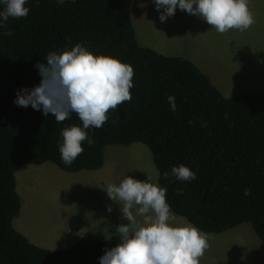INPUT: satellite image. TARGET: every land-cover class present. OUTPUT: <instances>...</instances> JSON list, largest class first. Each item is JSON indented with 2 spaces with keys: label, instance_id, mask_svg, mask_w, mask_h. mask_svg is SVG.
I'll return each mask as SVG.
<instances>
[{
  "label": "trees",
  "instance_id": "16d2710c",
  "mask_svg": "<svg viewBox=\"0 0 264 264\" xmlns=\"http://www.w3.org/2000/svg\"><path fill=\"white\" fill-rule=\"evenodd\" d=\"M25 7L27 17L9 18L0 28V264H99L104 250L118 243L93 239L50 250L15 228L22 211L17 173L46 163L70 174L98 171L105 166L108 146L136 143L151 150L159 186L166 188L175 215L207 234L250 224L264 243V96L227 98L190 60L141 46L123 0H64L63 5L27 0ZM77 43L133 66L134 86L130 102L110 111L101 128L87 130L95 143L89 147L85 141L83 154L65 166L60 133L68 126L82 127L78 116L72 113L58 123L51 114L18 107L14 100L18 90L39 85L35 65L46 62L49 52ZM169 96L175 97V112ZM180 165L197 178L176 180L171 169ZM245 189L251 194L245 196ZM84 226L80 217L70 219L72 232Z\"/></svg>",
  "mask_w": 264,
  "mask_h": 264
},
{
  "label": "rangeland",
  "instance_id": "374dc122",
  "mask_svg": "<svg viewBox=\"0 0 264 264\" xmlns=\"http://www.w3.org/2000/svg\"><path fill=\"white\" fill-rule=\"evenodd\" d=\"M250 1L255 24L246 31L230 30L224 34L179 8L162 23L152 0H125V4L132 10L130 17L141 46L190 60L225 97L235 98L244 93L264 96V0ZM105 155V166L94 172L70 174L53 163L19 170L22 211L14 220L15 228L31 238L50 241L51 250L67 249L84 239L119 244L116 229L127 221L119 202H113L104 190L127 176L159 185V172L151 150L144 144L111 145ZM108 206L112 207L111 213ZM72 216L85 221V227L74 233L67 225V239L62 237L60 222L68 223ZM208 235L209 248L200 264H264V243L250 224Z\"/></svg>",
  "mask_w": 264,
  "mask_h": 264
},
{
  "label": "clouds",
  "instance_id": "9594fccd",
  "mask_svg": "<svg viewBox=\"0 0 264 264\" xmlns=\"http://www.w3.org/2000/svg\"><path fill=\"white\" fill-rule=\"evenodd\" d=\"M152 2L162 23L174 16L177 8L199 17L220 34L246 31L256 22L249 8L250 0ZM26 3L27 0H0L4 5L0 11V28L6 27L9 18L27 17ZM57 3L63 5L64 0ZM4 35L11 36L12 32L6 31ZM45 60L35 65L41 76L39 85L18 90L14 103L23 108L31 106L45 117L51 114L58 123L69 119L72 113L78 116L82 127H65L60 133L62 143H58L61 161L71 166L83 154L85 141L89 147L95 143L87 130L101 128L108 121L110 111L131 101L134 68L112 56L93 54L82 43L70 50L49 52ZM168 102L175 112V97L169 96ZM164 176L168 179L169 173L165 172ZM171 176L182 182L197 178L184 165L172 167ZM104 191L113 202H119L127 223L117 227L120 243L105 249L99 264H200L209 248V235L191 223L174 226L176 216L167 202L166 188L149 179L141 181L127 176L119 184H108ZM250 194V189L244 190L245 196ZM107 210L111 213L112 207L108 206Z\"/></svg>",
  "mask_w": 264,
  "mask_h": 264
},
{
  "label": "crops",
  "instance_id": "0c3cea01",
  "mask_svg": "<svg viewBox=\"0 0 264 264\" xmlns=\"http://www.w3.org/2000/svg\"><path fill=\"white\" fill-rule=\"evenodd\" d=\"M251 2V1H250ZM123 5H124V7H125V9L127 10V12L129 13V15L131 16V12H132V10L130 9V7H129V5L127 4H125V0H123ZM154 49V48H153ZM155 50H157V49H155ZM159 53H161V54H164L165 55V53L162 51V50H157ZM166 56H169V53L168 54H166ZM185 59V58H184ZM188 60V59H187ZM245 94V93H244ZM247 94H249V93H247ZM250 94H256V93H250ZM241 95H243V94H240V96ZM260 95V94H259ZM238 97V96H237ZM107 161V160H106ZM106 164V163H105ZM87 177H89V176H87ZM176 216V220H175V222H174V226H184L186 223H189L186 219H184V218H182V217H180V216H177V215H175ZM72 217H74V216H72ZM72 217H70L69 218V220H68V223L65 221V223H61L60 222V227L59 228H61L62 229V231H63V233H62V237H66L67 239H69V234L66 232V230H65V228L67 227V225H68V227H69V223H70V219L72 218ZM85 222V221H84ZM85 227V226H84ZM58 227L57 228H55L56 229V232L54 233L56 236L59 234V229ZM69 230H70V227H69ZM71 231V230H70ZM72 232V231H71ZM21 233L22 234H24L32 243H35V245L37 244V246L39 245V246H41L42 248H46V249H50L48 246H50L51 245V242L50 241H48V242H45L43 239H40L39 237H33V238H31L30 236H28L27 234H26V232H24V231H21ZM35 240V242H34V240ZM86 239H84L83 241H85ZM88 240H91V239H88ZM94 240H98V239H94ZM82 242V241H81ZM79 243V242H78ZM76 244V243H75ZM74 245V244H73ZM72 247V246H71ZM51 250V249H50ZM54 250H56V249H54ZM61 250V249H60Z\"/></svg>",
  "mask_w": 264,
  "mask_h": 264
}]
</instances>
